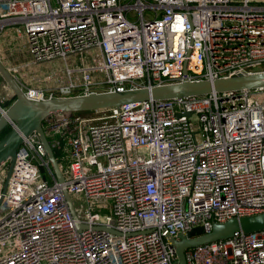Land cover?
<instances>
[{
    "label": "built area",
    "instance_id": "1",
    "mask_svg": "<svg viewBox=\"0 0 264 264\" xmlns=\"http://www.w3.org/2000/svg\"><path fill=\"white\" fill-rule=\"evenodd\" d=\"M18 25L33 63L99 53L96 63L65 66L83 79L79 94L264 71V0H0V33ZM19 84L30 100L76 89ZM261 96L264 89L243 90L47 116L64 180L36 133L1 165L0 264H174L166 237L263 212ZM184 254L186 264H264V231Z\"/></svg>",
    "mask_w": 264,
    "mask_h": 264
},
{
    "label": "water",
    "instance_id": "2",
    "mask_svg": "<svg viewBox=\"0 0 264 264\" xmlns=\"http://www.w3.org/2000/svg\"><path fill=\"white\" fill-rule=\"evenodd\" d=\"M0 78L7 85L13 97V101L0 114V132L6 126H10L9 132L0 139V167L7 160L12 162L24 138L36 133L51 172L59 183H62L64 178L43 130V121L51 114L84 113L134 102L152 100L162 103L171 99L181 100L186 97L212 93L237 94L243 90L264 89V71H258L214 79H184L179 82L130 88L123 91H93L87 94L30 100L1 60ZM63 194L73 218H76L69 195L66 192ZM76 227L80 229L82 226L77 224ZM102 229L117 234L106 227ZM259 231H264V211L253 215L232 217L223 222L213 221L207 230L198 226L179 234L176 238L166 237V239L174 248V264H186L184 253L189 248L225 240L238 234Z\"/></svg>",
    "mask_w": 264,
    "mask_h": 264
},
{
    "label": "rangeland",
    "instance_id": "3",
    "mask_svg": "<svg viewBox=\"0 0 264 264\" xmlns=\"http://www.w3.org/2000/svg\"><path fill=\"white\" fill-rule=\"evenodd\" d=\"M15 48V52H20V59L17 56H14L13 49ZM13 52V53H12ZM94 54L96 55V58L94 60L96 61H79L80 57L77 56L78 61H75L76 66H82V65H90L92 63H96L100 60L99 53L96 51H89L85 53L84 56ZM89 57V56H86ZM10 58V59H9ZM68 60H71V57H67ZM0 60L1 61H30V57L28 54V43L23 38V25L18 26H7L4 28V30L0 33ZM90 60V59H89ZM69 66H72L71 61H67ZM62 60H54L50 62L45 63H38V64H31L30 66L23 67V69L20 70V74L24 75V79L26 76V73H32L34 76L37 77H43L47 74L49 75L53 71L57 74H61L64 70ZM91 75V74H90ZM93 76L96 77V80L100 83H103L104 76L102 72H97L96 74H93ZM3 81L0 78V99L2 101L3 106L7 107L12 101V95L11 92L8 93L6 89H2V83ZM101 91V90H99ZM80 92L73 91L70 95H77ZM59 96V95H57ZM12 100V101H11ZM259 100H264V96L259 97ZM93 211H100L94 209ZM103 214L107 213V211H100Z\"/></svg>",
    "mask_w": 264,
    "mask_h": 264
},
{
    "label": "crops",
    "instance_id": "4",
    "mask_svg": "<svg viewBox=\"0 0 264 264\" xmlns=\"http://www.w3.org/2000/svg\"><path fill=\"white\" fill-rule=\"evenodd\" d=\"M13 52H14L13 55L17 56L20 59V57H21L20 52L19 51L15 52V48L13 49ZM84 55L78 56V57H80L79 61H91V60L96 61V60H94V58H96V55H94V54L86 55L89 57H86ZM67 61H71L74 63L75 61H78V59L76 56H72L71 60L66 59L65 61H63L64 70L61 74H57L53 71L49 75L47 74L46 76H43V77H37V76H34L32 73H29V74L26 73L27 77H25V79H24V75L20 74V70L23 69V67L30 66L31 64L32 65L38 64V63H33L31 61V57H30V61H26V60L25 61H13L12 60V61H2V63L7 68L11 67V68L17 69V73H13V75H14L15 79L19 83H21L22 86H24V87L48 91L52 88H57V87H61V86L67 87L70 84H73L76 86V89H74L73 91L80 92L79 91L80 89H78V87L83 83V79L79 75H72V77H70V78L68 77V75L66 74V70H65V66H66V64H68Z\"/></svg>",
    "mask_w": 264,
    "mask_h": 264
},
{
    "label": "trees",
    "instance_id": "5",
    "mask_svg": "<svg viewBox=\"0 0 264 264\" xmlns=\"http://www.w3.org/2000/svg\"><path fill=\"white\" fill-rule=\"evenodd\" d=\"M13 98V97H12ZM12 101V100H11ZM10 130V126H6L1 132H0V139L8 133ZM55 157H57V153H54Z\"/></svg>",
    "mask_w": 264,
    "mask_h": 264
}]
</instances>
